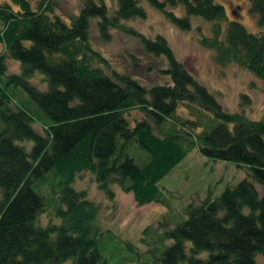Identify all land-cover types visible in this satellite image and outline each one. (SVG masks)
I'll list each match as a JSON object with an SVG mask.
<instances>
[{
	"label": "trees",
	"instance_id": "1",
	"mask_svg": "<svg viewBox=\"0 0 264 264\" xmlns=\"http://www.w3.org/2000/svg\"><path fill=\"white\" fill-rule=\"evenodd\" d=\"M145 1L182 31L191 29L192 16L211 22L212 36L200 43L215 52L216 64L239 65L264 85V31L230 20L215 0ZM246 1L263 28L264 0ZM179 5L184 17L167 11ZM145 18L138 0H118L113 15L102 0H80L69 22L51 0L0 2V264H108L98 247L100 206L73 187L76 178L89 172L111 200L118 186L139 207L168 206L159 183L195 149L245 168L247 178L182 213L169 209L170 227L166 215L157 228L147 227L141 241L151 262L255 264L256 255L264 258V118L226 112L160 35L151 40L125 31L146 53L165 59V83L147 87L108 70V59L91 45L90 20L108 42L123 21ZM7 59L19 63L18 74L8 72ZM37 73L45 90L31 82ZM135 110L143 117L132 124ZM45 184L59 198L53 215L60 223L43 227L46 200L36 187Z\"/></svg>",
	"mask_w": 264,
	"mask_h": 264
},
{
	"label": "rangeland",
	"instance_id": "2",
	"mask_svg": "<svg viewBox=\"0 0 264 264\" xmlns=\"http://www.w3.org/2000/svg\"><path fill=\"white\" fill-rule=\"evenodd\" d=\"M2 1L7 0H0ZM31 1L37 3L41 0ZM102 1L109 14L113 15L118 8V0ZM138 1L146 12V18L123 21L122 28L113 30L108 42L99 38L96 19L90 20L91 45L108 59V70L114 69L129 74L147 87L165 83L167 78L160 72L167 67L165 59L146 53L141 41L125 31L132 28L151 40L160 35L166 39L176 58L214 96L226 112L242 114L246 119L253 121L264 118L263 83L239 65H217L215 52L201 45L203 37L212 36L211 22L192 16L189 18L191 29L182 31L172 24L164 12L154 9L145 0ZM215 2L226 9L230 20L239 17L250 32L264 31V27L259 28L255 18L249 13L246 0ZM51 3L54 12L66 22L79 14L80 0H51ZM167 11L178 17L186 15L183 5L169 7ZM3 51L4 46L0 44V53ZM7 66L10 74L19 73L18 62L7 59ZM31 82L40 90L46 89V83L42 81L39 73ZM182 114L192 115L185 109H182ZM192 116L197 118L195 113ZM142 117V114L135 110L130 114L129 120L133 124ZM34 128L43 134L40 125L35 124ZM245 178V168H239L231 162H214L202 157L195 149L159 183L168 206L151 203L139 207L132 194L123 193L118 186L112 187L115 196L111 200L98 189L89 172L78 176L73 187L78 191H86L89 199L100 206L99 223L102 234L98 239V247L108 264H154L147 247L141 241L143 231L147 227L157 228L164 215L167 216L164 223L166 227H170L173 221L169 209L182 213L188 204L197 205L208 196L217 198L227 187H233ZM50 187L49 184L42 188L36 187V191L46 200V212L40 217V225L43 227L50 222L60 223L53 215L59 198L52 188L50 191ZM255 264H264L263 255H256Z\"/></svg>",
	"mask_w": 264,
	"mask_h": 264
}]
</instances>
